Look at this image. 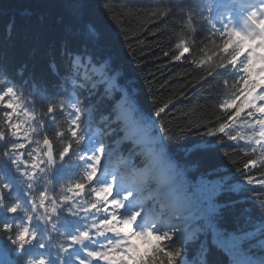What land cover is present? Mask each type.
<instances>
[{
    "label": "snow or ice",
    "instance_id": "obj_1",
    "mask_svg": "<svg viewBox=\"0 0 264 264\" xmlns=\"http://www.w3.org/2000/svg\"><path fill=\"white\" fill-rule=\"evenodd\" d=\"M244 12L239 18L229 15L211 21L212 35L220 42L211 54L190 62L203 67L213 55L218 58L217 71H209L203 79L216 81L213 90L218 92L217 109L223 116L205 126L203 134L221 147L227 140L244 148L245 155L259 151L257 159L244 163L247 174L258 160L264 161V0L246 5ZM170 14V6L154 13ZM187 20L194 23L190 16ZM175 48V61L194 54L187 39L179 40ZM69 68L70 74L54 88L33 81L26 94L23 74L18 83L0 65V209L13 214L0 223V239L7 242L0 248V264H184L177 259L181 257L177 241L186 238L182 225L191 217L182 209L195 205L202 186L211 182L201 176L192 185L191 196L185 194L183 201H177L151 182L152 165L123 173L110 171L106 162L112 151L102 140L84 147L95 106L81 101L78 90L96 81L80 56L70 61ZM68 85L72 88L70 99L61 92H67ZM167 108L168 103L159 106L156 116ZM107 119L101 114L102 122ZM62 120L66 127H58ZM159 131L163 140L165 127L161 125ZM28 145L33 147L24 151ZM8 173L22 180L26 203L19 195L13 198L15 180L6 178ZM64 173L69 174L70 182L57 193L56 178L65 179ZM157 179L163 183L171 179V173L162 169ZM245 182L253 185V174L245 175ZM258 183L264 186V180ZM175 184L171 180L169 191ZM17 213L22 214L20 223L15 219ZM53 234L66 241L58 245L55 259L43 255L29 258L30 249L46 248ZM253 235L224 233L220 243L235 253ZM209 251L203 252L201 264H208Z\"/></svg>",
    "mask_w": 264,
    "mask_h": 264
},
{
    "label": "trees",
    "instance_id": "obj_2",
    "mask_svg": "<svg viewBox=\"0 0 264 264\" xmlns=\"http://www.w3.org/2000/svg\"><path fill=\"white\" fill-rule=\"evenodd\" d=\"M169 6V16L154 15ZM188 16L194 23L188 22ZM182 39L188 40L194 54L175 61V44ZM219 42L201 27L193 0H0V65L18 83L23 74L26 94L33 81L49 88L62 83L70 74V61L82 57L96 82L79 89L80 99L95 105L99 120L101 114L108 117L103 121L106 142L112 145L123 134L117 118L127 116L131 125L133 111L137 119L142 112L189 185L201 176L211 182L198 194L199 216L206 213L204 220L225 233L245 232L264 226V186L258 183L264 180V163L258 160L255 167L250 166L247 174H253L254 184L249 186L243 165L256 156L245 155L244 148L227 140L221 147L203 134L205 126L223 116L217 109L218 92L213 90L216 81L203 79L209 71H217L218 58L213 55L203 67L190 62L211 54ZM129 97L135 104L129 103ZM164 103L168 108L157 117ZM64 124L62 120L58 127ZM161 125L165 127L163 140ZM140 163L143 168L147 165L144 159ZM242 183L237 192H222ZM187 216L197 218L190 211ZM187 223L182 225L186 238L177 241L181 252L177 259L184 264L201 245L199 230L186 227ZM209 258L211 264H227L218 251L212 250Z\"/></svg>",
    "mask_w": 264,
    "mask_h": 264
}]
</instances>
